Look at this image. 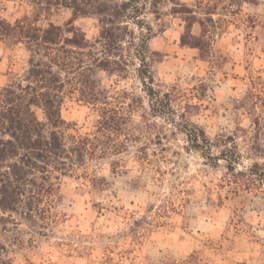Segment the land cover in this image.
I'll return each instance as SVG.
<instances>
[{
    "label": "rangeland",
    "instance_id": "obj_1",
    "mask_svg": "<svg viewBox=\"0 0 264 264\" xmlns=\"http://www.w3.org/2000/svg\"><path fill=\"white\" fill-rule=\"evenodd\" d=\"M59 1L0 0V17L75 26L94 41L97 16ZM157 2L143 26L158 92L149 94L132 57L120 75H93L106 103L66 96L67 134L125 147L63 177L48 218L0 209L11 264H264V181L250 171L256 161L264 170L256 154L264 155V101L253 96H264V0ZM186 7L207 29L188 44ZM129 27L140 35L135 22ZM192 34L201 37L199 22ZM29 55L25 43L0 37V90L23 75ZM202 130L206 138L196 140Z\"/></svg>",
    "mask_w": 264,
    "mask_h": 264
},
{
    "label": "trees",
    "instance_id": "obj_2",
    "mask_svg": "<svg viewBox=\"0 0 264 264\" xmlns=\"http://www.w3.org/2000/svg\"><path fill=\"white\" fill-rule=\"evenodd\" d=\"M59 3L71 8L75 15L97 16L99 35L94 41L75 26L64 29L51 23L43 27L33 22L11 23L0 17V37H15L30 52L23 75L0 90V209L4 213L25 208L26 217L41 213L38 217L48 218L52 194L63 177L77 173L87 158L121 152L125 147L123 142L112 145L90 133L67 134L66 129L71 126L61 112L67 95L80 91L89 102L106 103L107 98L95 91L93 75L101 72L120 75L127 71L132 57L140 61L137 73L146 84L150 83L149 94L154 96L158 92L153 85L154 74L148 61L149 38L143 26V14L149 4L157 8V0H62ZM180 12L186 14L182 42L188 44V37L198 40L204 37L205 19L197 17L189 7ZM132 21L141 27L138 36L129 27ZM196 22L202 26L201 37L192 34ZM147 28L153 30L151 25ZM253 96L264 101L262 95ZM38 109L43 111V118L39 117ZM200 132L196 140L200 136L206 138L205 132ZM228 150L229 147L222 154L228 156ZM256 150L258 156L264 157ZM237 153L239 157L240 152ZM235 163L230 161L232 170L236 169ZM250 171L264 181V170L261 171L258 161ZM87 175L95 184L92 174ZM0 220L5 217L0 216ZM11 263L9 250L0 243V264Z\"/></svg>",
    "mask_w": 264,
    "mask_h": 264
}]
</instances>
